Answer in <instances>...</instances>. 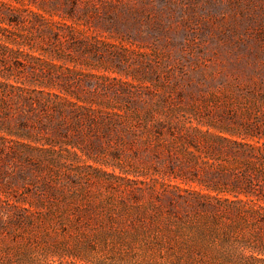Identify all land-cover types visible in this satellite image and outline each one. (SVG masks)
<instances>
[{
    "label": "rangeland",
    "instance_id": "obj_1",
    "mask_svg": "<svg viewBox=\"0 0 264 264\" xmlns=\"http://www.w3.org/2000/svg\"><path fill=\"white\" fill-rule=\"evenodd\" d=\"M0 1L18 8L42 2ZM42 6L64 21L72 14L66 22L77 24L78 38L108 53L86 57L85 69L119 80L112 83L134 94V102L174 109L172 118L189 129L175 135L179 140L168 136L172 160L103 144L88 155L59 158L42 173L31 166L27 180H38L35 187L25 194L19 179L10 195L21 211L9 230H0V264H230L227 221L211 229L214 214L185 213L180 205L171 211L170 198L204 192L194 181L203 174L193 167L204 166L216 142L203 132L207 124L239 131L264 116V0H44ZM28 39L26 50L34 44ZM72 44L44 49L70 60L65 49ZM40 174L51 183L38 192Z\"/></svg>",
    "mask_w": 264,
    "mask_h": 264
},
{
    "label": "trees",
    "instance_id": "obj_2",
    "mask_svg": "<svg viewBox=\"0 0 264 264\" xmlns=\"http://www.w3.org/2000/svg\"><path fill=\"white\" fill-rule=\"evenodd\" d=\"M41 1L22 8L0 1V230H9L21 211L19 202L10 198L18 190L15 183L21 180L25 194L35 187L36 179L27 180L31 166L42 173L59 158L76 157L78 152L88 155L103 144L166 153L172 160L168 136L179 140L177 136L189 129L187 122L172 118L174 109L134 102V94L112 83L119 80L85 69L86 57L108 53L78 38L77 24L66 22L72 14L67 13L64 21ZM27 37L34 44L26 50ZM71 41L65 49L70 60L65 53L48 55L44 49L49 43ZM38 48L42 52L35 54ZM134 104L140 112H134ZM263 123L264 116L259 115L239 131L207 124L203 132L216 142L206 150L204 166L193 167L203 174L194 181L204 192H194V198L181 196L179 201L170 198L171 211L180 205L185 213L214 214L208 220L211 229L227 221L223 234L230 264L264 263ZM39 179L41 192L51 182L41 174Z\"/></svg>",
    "mask_w": 264,
    "mask_h": 264
}]
</instances>
